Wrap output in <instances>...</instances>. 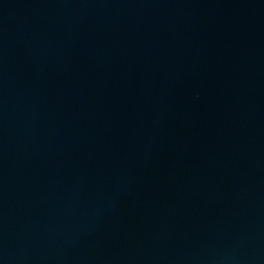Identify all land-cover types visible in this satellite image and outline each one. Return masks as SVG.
<instances>
[{
    "label": "water",
    "instance_id": "obj_1",
    "mask_svg": "<svg viewBox=\"0 0 264 264\" xmlns=\"http://www.w3.org/2000/svg\"><path fill=\"white\" fill-rule=\"evenodd\" d=\"M0 264H264V0H0Z\"/></svg>",
    "mask_w": 264,
    "mask_h": 264
}]
</instances>
